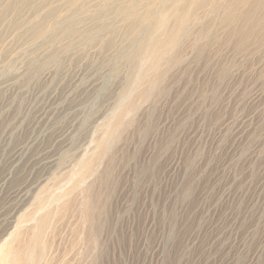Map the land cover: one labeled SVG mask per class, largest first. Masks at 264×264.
<instances>
[{
	"label": "rangeland",
	"instance_id": "rangeland-1",
	"mask_svg": "<svg viewBox=\"0 0 264 264\" xmlns=\"http://www.w3.org/2000/svg\"><path fill=\"white\" fill-rule=\"evenodd\" d=\"M133 1L0 0V264H264V0Z\"/></svg>",
	"mask_w": 264,
	"mask_h": 264
},
{
	"label": "bare ground",
	"instance_id": "bare-ground-1",
	"mask_svg": "<svg viewBox=\"0 0 264 264\" xmlns=\"http://www.w3.org/2000/svg\"><path fill=\"white\" fill-rule=\"evenodd\" d=\"M138 1L139 0L133 1L134 5L132 6L134 8H136ZM160 2H162L163 7H161L159 14L156 16L155 22L146 27L142 42L140 41L141 43L134 54L136 59H141L142 56H146L148 58L147 67L149 68L156 64L165 48L176 43L181 28L183 26L184 28L188 27L187 25L197 14L204 11L206 8L208 9V7H212L214 0H160ZM11 4L12 2H10L9 5L11 6ZM256 5L259 6L261 4L256 3ZM149 9L151 10L153 8L150 6ZM229 13H231V10ZM144 16L145 13L143 12L140 18ZM227 18L229 20L230 15H228ZM170 19H172V21L168 28L165 29L164 25H166L167 21ZM126 20L130 25L138 21L137 19L130 18ZM144 76L145 72H142L138 80L142 79ZM124 93H126V91ZM112 120H114V123H117L119 121L118 114H114Z\"/></svg>",
	"mask_w": 264,
	"mask_h": 264
}]
</instances>
